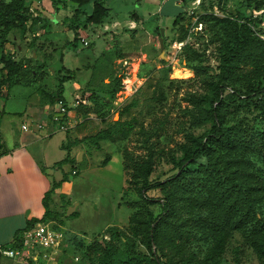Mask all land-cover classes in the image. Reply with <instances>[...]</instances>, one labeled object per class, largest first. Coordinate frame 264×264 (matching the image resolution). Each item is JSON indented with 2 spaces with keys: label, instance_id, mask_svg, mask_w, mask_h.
Returning <instances> with one entry per match:
<instances>
[{
  "label": "rangeland",
  "instance_id": "1",
  "mask_svg": "<svg viewBox=\"0 0 264 264\" xmlns=\"http://www.w3.org/2000/svg\"><path fill=\"white\" fill-rule=\"evenodd\" d=\"M105 4L111 9L105 22L84 27L86 15L82 14L78 19L83 27L76 29V3L70 0L31 3L30 11L39 21L35 24L30 21L27 31L32 34L38 30L41 34L26 39L23 30H15L9 36L6 52L37 70L39 80L35 83L43 92H39L43 104L61 90L68 110L73 111L74 121H79L67 130L76 129L71 132L72 138L78 134L94 135L116 122L120 123V132L115 133V141L101 140L99 144L88 141L78 145L73 154L77 161L73 165L64 169L48 167L55 179L68 174L63 190L59 189L51 204L55 216L49 221L62 241L56 260L2 257L0 264H99L90 246L100 240L114 242L120 250L131 248L141 254L149 253L141 237L132 236L129 243L124 242L132 235L130 216L140 202L138 192L127 182L124 150L145 156L146 145L153 144L156 154L151 180H165L177 173L176 163L184 156L182 145L191 143L189 135L199 136L210 129L211 123L194 124L193 114L198 115V111L190 100L193 95L208 93L209 77H196L194 70L187 67L203 63L192 59L194 51L203 55L205 62L213 66L218 63L210 27L214 21L204 17L206 14L225 17L243 13L244 17L262 18V30L258 34L264 39V0H105ZM86 11L91 13L92 5ZM189 24L188 37L180 44L181 27ZM161 28L165 29L163 49ZM76 35L79 40L73 42ZM82 38L89 45L85 46ZM19 46H23V51ZM24 87L15 85L10 97H2L8 109L18 112L11 115L16 136L26 131L23 123L31 128L22 112L26 101L22 94H17ZM46 89L52 94L46 96ZM78 98L88 103V110H78ZM84 113L92 118L85 119ZM227 123L264 129V119L253 107L240 108L228 116ZM81 125L85 130L79 129ZM37 128L32 126L35 133L46 132L45 128ZM51 128L56 132L47 140L50 160L60 161L67 154L61 149V144L66 142V130L58 124H52ZM142 131L147 134L142 135ZM247 157L254 165L252 170L264 177V155L257 151ZM199 162L205 163L206 159ZM148 195L157 198L162 193L153 190ZM70 207L75 210L68 215ZM151 209L157 215L160 205H151ZM256 209L258 222L233 231L221 254L212 255L211 234L197 231L187 245L192 264H264V254L256 251L250 239L251 229L264 224V206ZM6 238L1 234L0 244L9 247L12 241Z\"/></svg>",
  "mask_w": 264,
  "mask_h": 264
},
{
  "label": "trees",
  "instance_id": "2",
  "mask_svg": "<svg viewBox=\"0 0 264 264\" xmlns=\"http://www.w3.org/2000/svg\"><path fill=\"white\" fill-rule=\"evenodd\" d=\"M42 1L0 0V99L6 89L39 80L36 69L29 68L27 62L23 63L11 52H6V44L13 31L23 30L26 34L31 27L30 21L38 23L39 19L33 17L30 6ZM70 1L78 5L76 29L83 27L78 19L82 14L86 15L84 27L102 24L109 17L111 9L105 0ZM89 5H92L91 13L86 11ZM35 16L39 15L35 13ZM244 16L243 13L225 17L213 13L204 16L214 21L210 27L214 33L218 63L213 66L194 51L192 59L203 63L187 67L194 70L196 77H209L206 79L208 93L193 95L190 100L198 111V115L193 114L194 124L211 123V127L199 136L189 135L191 143L182 145L184 156L176 163L177 173L165 180L152 182L156 154L153 144L146 145L148 152L145 156L134 155L128 149L123 152L124 169L129 174L127 182L138 192L140 202L136 203V212L130 216L132 235L126 237L128 241L123 237L121 240L129 243L132 236L141 237L149 253L141 254L131 248L120 250L114 242L95 241L90 250L99 258V264H192L187 245L196 237L197 231L211 234L214 242L212 255L221 254L233 231L244 230L257 221L256 208L264 206V177L252 170L254 165L247 156L257 151L264 155V129L227 123L228 116L242 107L255 108L264 119V39L258 34L263 20L257 16ZM181 28L178 40L183 42L188 37L190 24ZM78 40L76 35L73 42ZM60 91L53 95L51 101L62 102L69 112ZM86 104L81 103L78 110H88ZM84 114L87 115L85 119L90 117V112ZM67 119L68 115L63 122ZM118 127L120 123L116 122L94 135L82 138L69 136L64 145L67 154L55 166L73 165L77 161L73 149L85 142L115 141V133L120 132ZM146 134L142 131V135ZM201 158L206 162L200 163ZM109 160H105L104 166ZM67 175L65 173L62 179L54 181L45 194L44 216L29 220L24 228L16 231L9 247L21 248L24 231L37 223H51L49 219L55 216L51 206L53 194L68 180ZM153 190H159L162 196L150 197L148 193ZM154 204L160 205L157 215L151 209ZM260 226L251 229L250 239L256 251L264 254V224Z\"/></svg>",
  "mask_w": 264,
  "mask_h": 264
},
{
  "label": "crops",
  "instance_id": "3",
  "mask_svg": "<svg viewBox=\"0 0 264 264\" xmlns=\"http://www.w3.org/2000/svg\"><path fill=\"white\" fill-rule=\"evenodd\" d=\"M36 15L39 14L36 13ZM40 34V31L34 30L32 34L26 33L25 38L31 39V37ZM23 46H19L20 49L22 47V51ZM24 86L21 91L16 92L22 94V98L26 101V105L22 109V112H25L27 116L26 123L31 127L39 123L46 124L44 126L46 132L35 133L36 130L31 128L16 136L12 130L11 115L18 112L8 109L3 98L0 99V143L2 145L0 148V238L1 234H5L7 241H13L16 231L24 228L29 220L44 216V196L52 188L53 182L58 181L53 178L48 167L60 168L55 166L58 161L50 160V141L47 142L48 138L54 136L56 132L55 129L52 130L51 125L54 124L52 116L59 104L53 103L51 100L43 104L39 96V92H43L37 89L36 83ZM12 88L5 90L4 98L6 95L10 97ZM46 91L48 92L45 94L46 96L49 93L52 94L48 89ZM72 114L73 111H69L67 130L75 127L79 122L74 121ZM24 125L26 124L23 123L22 127ZM79 129L85 130L84 125H81ZM74 130L76 129L70 130V133L66 131V142L69 136L72 138L71 132ZM76 137L82 138L83 136L78 134ZM66 142L61 144L62 150H65ZM77 147L73 149V154ZM65 166L67 165H63L61 168ZM63 188L62 185L60 189L63 190ZM57 194H59V190L53 194V199Z\"/></svg>",
  "mask_w": 264,
  "mask_h": 264
},
{
  "label": "built area",
  "instance_id": "4",
  "mask_svg": "<svg viewBox=\"0 0 264 264\" xmlns=\"http://www.w3.org/2000/svg\"><path fill=\"white\" fill-rule=\"evenodd\" d=\"M85 46L89 45V41L82 38ZM178 43H175V46ZM180 44H183L181 42ZM81 103H87L84 99L78 98L76 106ZM59 108L55 110L52 116V123L58 124L61 129L67 130L69 126L68 119L63 122V119L68 115L66 106L59 102ZM39 129L44 128L46 124H36ZM32 128V127H31ZM28 125H24L23 129L30 130ZM37 128V129H38ZM61 237L57 231L51 226V223L40 222L32 228L24 231L23 245L21 248L4 247L0 245V258L22 260L25 257H31L36 261L45 259L47 261H55L56 254L61 247Z\"/></svg>",
  "mask_w": 264,
  "mask_h": 264
},
{
  "label": "water",
  "instance_id": "5",
  "mask_svg": "<svg viewBox=\"0 0 264 264\" xmlns=\"http://www.w3.org/2000/svg\"><path fill=\"white\" fill-rule=\"evenodd\" d=\"M161 39H160V42H161V46H162V49L164 48V37H165V29L164 28H161ZM75 210L74 207H70V209L68 210L67 214L70 215L73 211Z\"/></svg>",
  "mask_w": 264,
  "mask_h": 264
}]
</instances>
